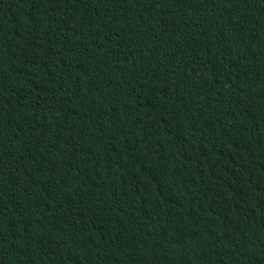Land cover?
I'll return each instance as SVG.
<instances>
[{
	"label": "trees",
	"instance_id": "obj_1",
	"mask_svg": "<svg viewBox=\"0 0 264 264\" xmlns=\"http://www.w3.org/2000/svg\"><path fill=\"white\" fill-rule=\"evenodd\" d=\"M0 264H264V0H0Z\"/></svg>",
	"mask_w": 264,
	"mask_h": 264
}]
</instances>
